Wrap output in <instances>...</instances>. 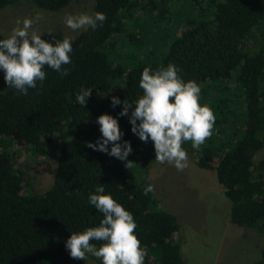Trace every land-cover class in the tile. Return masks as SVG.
Here are the masks:
<instances>
[{"label":"trees","instance_id":"1","mask_svg":"<svg viewBox=\"0 0 264 264\" xmlns=\"http://www.w3.org/2000/svg\"><path fill=\"white\" fill-rule=\"evenodd\" d=\"M21 1L0 0V11ZM29 1L60 11L72 0ZM95 12L107 19L71 40V63L61 68L68 75L45 66L42 87L38 81L25 96L7 86L0 69V264H83L65 243L72 233L99 226L103 213L88 198L101 184L133 215L144 264H183L177 217L155 191H142L152 182L140 155L155 161L153 142H142L129 117L118 116L125 99L142 95L143 69L170 63L184 81L200 86V104L215 115L213 134L200 149L191 141L183 148L200 168L215 172L231 203V222L264 230V157L257 158L264 150V0H94ZM7 37L0 31V39ZM120 48L127 51L119 57ZM83 89L91 90L85 106L76 100ZM113 96L121 101L115 108ZM104 113L118 119L120 142L131 143L130 169L87 147L101 136L96 120ZM14 145L36 156L57 150L48 189L30 188ZM255 264H264V249Z\"/></svg>","mask_w":264,"mask_h":264},{"label":"clouds","instance_id":"2","mask_svg":"<svg viewBox=\"0 0 264 264\" xmlns=\"http://www.w3.org/2000/svg\"><path fill=\"white\" fill-rule=\"evenodd\" d=\"M40 19L39 15L35 19H17L11 34L0 39V69L4 72V80L7 86L25 96L29 89L37 87L38 81L42 87L46 79L45 66L66 76L68 70L61 71L62 65L71 63V38L65 37L55 43L43 39V33L33 30V24ZM106 19L103 12L79 13L66 15L64 22L73 31H86L89 28L95 30ZM178 71L171 63L155 71L145 67L139 81L142 95L135 101L125 99L118 116L129 117L132 133L142 142L151 139L158 163L167 162L182 172L189 163L182 145L191 141L193 149H200L213 134L215 115L209 106L200 104V86L192 80L184 81ZM90 96L91 90L83 89L76 100L85 106ZM118 104H121L120 99L113 96L111 106L115 108ZM96 123L100 126L101 136L95 143L86 142L87 147L125 161V166L130 169L132 161L127 158L133 149L130 141L120 142L124 133L118 119L104 113L97 117ZM142 191L147 196L154 193L155 187L149 184ZM88 203L103 213V219L99 226L71 234L65 243L70 257L85 261L86 254H91L101 259L102 264H144L146 253L136 235L133 215L106 194L102 184L90 194ZM93 241L103 243L97 247Z\"/></svg>","mask_w":264,"mask_h":264},{"label":"rangeland","instance_id":"3","mask_svg":"<svg viewBox=\"0 0 264 264\" xmlns=\"http://www.w3.org/2000/svg\"><path fill=\"white\" fill-rule=\"evenodd\" d=\"M94 0H72L60 11H48L29 0L8 6L0 11V31L10 35L17 19H35L33 30L61 33L74 39L80 31L69 29L64 18L68 14L92 13ZM22 26V24H21ZM120 48L118 56L125 53ZM17 165L23 170L27 183L36 192L48 189L55 178L58 152L36 156L14 145ZM188 154V167L177 171L173 166L153 161L141 153L142 163L148 165L149 178L163 207L172 212L180 225L177 237L181 242L183 264H255L264 249V230L238 226L230 220L231 203L214 171L198 166L194 155ZM264 157V150L257 156ZM83 264H97L91 254Z\"/></svg>","mask_w":264,"mask_h":264}]
</instances>
